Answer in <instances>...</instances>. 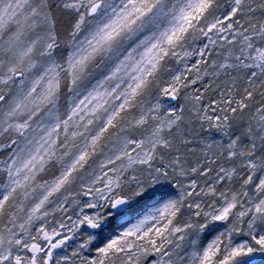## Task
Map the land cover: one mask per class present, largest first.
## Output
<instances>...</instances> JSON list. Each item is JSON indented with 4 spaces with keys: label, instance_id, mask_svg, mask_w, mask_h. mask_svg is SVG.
<instances>
[{
    "label": "snow or ice",
    "instance_id": "6c2138e0",
    "mask_svg": "<svg viewBox=\"0 0 264 264\" xmlns=\"http://www.w3.org/2000/svg\"><path fill=\"white\" fill-rule=\"evenodd\" d=\"M0 264H264V0H0Z\"/></svg>",
    "mask_w": 264,
    "mask_h": 264
}]
</instances>
